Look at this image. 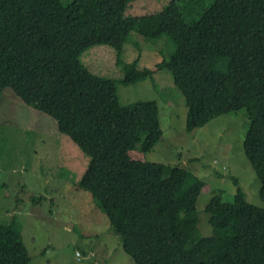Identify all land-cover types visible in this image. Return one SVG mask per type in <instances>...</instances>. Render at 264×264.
<instances>
[{"label": "trees", "instance_id": "16d2710c", "mask_svg": "<svg viewBox=\"0 0 264 264\" xmlns=\"http://www.w3.org/2000/svg\"><path fill=\"white\" fill-rule=\"evenodd\" d=\"M130 1L0 0V102L11 88L89 158L77 185L134 264H264V206L234 178L233 198L216 194L204 208L212 227L204 235L197 202L205 182L188 168L131 157L163 137L157 101L124 104L118 94L119 84L164 69L185 99L188 133L245 110L244 152L264 201V0H169L128 15ZM131 33L156 46L168 37L173 51L153 69L140 66V52L124 62ZM96 45L115 50L123 77L90 70L82 55ZM31 260L17 218L0 222V264Z\"/></svg>", "mask_w": 264, "mask_h": 264}, {"label": "rangeland", "instance_id": "374dc122", "mask_svg": "<svg viewBox=\"0 0 264 264\" xmlns=\"http://www.w3.org/2000/svg\"><path fill=\"white\" fill-rule=\"evenodd\" d=\"M168 1L132 0L126 13L159 11ZM143 39L131 33L122 54L124 62L133 61L140 52V66L153 69L173 51L168 37L167 45L162 42L161 47ZM82 59L97 74L123 77L110 46L96 45ZM172 79L163 69L146 80L118 85L124 104L157 101L164 131L151 151L136 149L130 154L133 159L188 168L205 182L197 207L203 234L210 235L212 227L204 208L219 193L223 200H231L237 188L234 178L248 201L264 206L260 180L244 152L249 119L246 111L240 110L220 115L188 133L185 99ZM88 161L71 138L58 130L56 120L25 104L11 88L5 90L0 102V222L17 218L30 264H134L123 248L121 234L112 229L92 195L77 185Z\"/></svg>", "mask_w": 264, "mask_h": 264}, {"label": "built area", "instance_id": "2783aa9c", "mask_svg": "<svg viewBox=\"0 0 264 264\" xmlns=\"http://www.w3.org/2000/svg\"><path fill=\"white\" fill-rule=\"evenodd\" d=\"M77 254L79 255L80 253H79V252H77Z\"/></svg>", "mask_w": 264, "mask_h": 264}, {"label": "clouds", "instance_id": "9594fccd", "mask_svg": "<svg viewBox=\"0 0 264 264\" xmlns=\"http://www.w3.org/2000/svg\"><path fill=\"white\" fill-rule=\"evenodd\" d=\"M79 252V251H78ZM80 253V252H79Z\"/></svg>", "mask_w": 264, "mask_h": 264}]
</instances>
